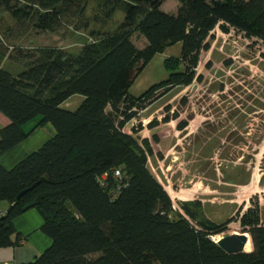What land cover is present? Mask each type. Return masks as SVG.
I'll return each mask as SVG.
<instances>
[{"label": "trees", "instance_id": "obj_1", "mask_svg": "<svg viewBox=\"0 0 264 264\" xmlns=\"http://www.w3.org/2000/svg\"><path fill=\"white\" fill-rule=\"evenodd\" d=\"M94 1L91 18L108 20L121 7L122 21L113 29L90 30L96 38L75 53L50 45L18 49L16 58L24 62V70L12 74L0 67V114L10 121L0 129V152L38 126L50 123L55 130L12 168L0 166V201L10 204L0 216V247L19 242L12 221L21 207L36 200L41 231L51 244L24 264H264V209L258 203L235 213L252 250L226 253L211 236L221 234L232 219H206L199 200L181 202L176 210L149 167L154 155L148 140L137 136V127H131L133 134L123 131L137 108L201 80L196 76L199 56L209 49L216 28L228 32L231 27L264 43V0H178L176 14L161 10L165 0ZM84 4L0 0V8L15 20H31L37 30L49 31L61 19L82 15ZM135 33L146 41L141 48L132 41ZM176 43L181 44L179 55L164 59L167 77L139 96L129 95L153 56ZM3 57L0 53V63ZM76 94L83 96L78 107L63 108ZM177 118L174 113L162 122ZM158 124L151 120L147 126ZM186 125L180 121L177 128ZM114 170L120 179L113 177Z\"/></svg>", "mask_w": 264, "mask_h": 264}, {"label": "rangeland", "instance_id": "obj_2", "mask_svg": "<svg viewBox=\"0 0 264 264\" xmlns=\"http://www.w3.org/2000/svg\"><path fill=\"white\" fill-rule=\"evenodd\" d=\"M83 1L84 13L75 19H61L53 31L37 30L31 20L19 22L0 8L4 69L12 74L24 70V62L16 58L18 49L25 52L50 45L75 53L96 38L90 36V30L113 29L123 19L120 7L108 20H94L95 1ZM178 7V0H165L161 10L176 14ZM211 33L210 47L201 51L196 67L201 80L173 88L144 108H137L123 131L133 134L131 127H137V136L148 140L154 155L149 167L176 210L181 209V202L199 200L206 219L218 223L232 219L218 235L222 238L243 233L236 220L237 208L243 212L258 203L264 209V43L246 38L231 27L228 32L216 28ZM132 41L138 48L146 43L137 33ZM180 49L181 44L176 43L155 54L134 79L128 94L139 96L165 79L168 70L164 59L179 55ZM82 100V95H73L62 107L75 110ZM174 113L178 114L176 120L162 122ZM151 120L159 124L149 129ZM180 121L187 122L183 130L177 128ZM225 175L240 183L227 181ZM192 224L197 225L195 221ZM251 250L249 240L245 252Z\"/></svg>", "mask_w": 264, "mask_h": 264}, {"label": "crops", "instance_id": "obj_3", "mask_svg": "<svg viewBox=\"0 0 264 264\" xmlns=\"http://www.w3.org/2000/svg\"><path fill=\"white\" fill-rule=\"evenodd\" d=\"M0 67H3V61ZM10 123L8 117L0 114V129ZM32 123L26 124L24 130H29ZM55 133L53 126L46 123L36 127L23 141L11 149L0 152V166L10 169L28 154L38 149ZM10 204L0 201V214H5ZM43 219L36 208L30 207L17 215L12 223L20 240L16 245L0 247V264H24L33 261L51 244V239L41 231Z\"/></svg>", "mask_w": 264, "mask_h": 264}, {"label": "water", "instance_id": "obj_4", "mask_svg": "<svg viewBox=\"0 0 264 264\" xmlns=\"http://www.w3.org/2000/svg\"><path fill=\"white\" fill-rule=\"evenodd\" d=\"M36 203H37L36 200L30 201L26 203L23 207H21V210L24 211L30 207H33L36 205ZM248 241H249V235L247 233H241V234L232 233L230 235H226L220 238L216 243L226 253L236 254V253L245 252V246Z\"/></svg>", "mask_w": 264, "mask_h": 264}, {"label": "built area", "instance_id": "obj_5", "mask_svg": "<svg viewBox=\"0 0 264 264\" xmlns=\"http://www.w3.org/2000/svg\"><path fill=\"white\" fill-rule=\"evenodd\" d=\"M103 177H105V175H104ZM113 177H114V178H117V179H120V177H121V173H120L118 170H114V171H113ZM101 184H102L103 186H105V182H104L103 179L101 180ZM0 216H1V214H0ZM216 236H218V235L211 236V239H212L214 242H217V240H218V239L216 240Z\"/></svg>", "mask_w": 264, "mask_h": 264}, {"label": "bare ground", "instance_id": "obj_6", "mask_svg": "<svg viewBox=\"0 0 264 264\" xmlns=\"http://www.w3.org/2000/svg\"><path fill=\"white\" fill-rule=\"evenodd\" d=\"M254 182H255V180H254ZM221 237L220 236H218V239H220ZM218 241V240H217ZM247 245V244H246Z\"/></svg>", "mask_w": 264, "mask_h": 264}]
</instances>
